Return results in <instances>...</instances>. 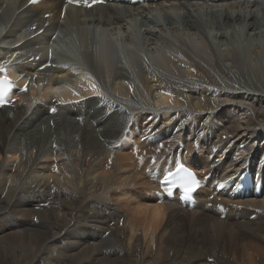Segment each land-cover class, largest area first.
<instances>
[{"label":"bare ground","instance_id":"1","mask_svg":"<svg viewBox=\"0 0 264 264\" xmlns=\"http://www.w3.org/2000/svg\"><path fill=\"white\" fill-rule=\"evenodd\" d=\"M29 1L0 0V65L31 84L0 109V264H264V190L211 187L246 166L264 179V0L63 18ZM226 106L257 109L240 127ZM178 157L212 172L193 209L153 192Z\"/></svg>","mask_w":264,"mask_h":264},{"label":"rangeland","instance_id":"2","mask_svg":"<svg viewBox=\"0 0 264 264\" xmlns=\"http://www.w3.org/2000/svg\"><path fill=\"white\" fill-rule=\"evenodd\" d=\"M194 93H196V95H199V93H200V90H198V91H196L195 92V90L193 91ZM225 100L226 99V97H221L220 98V100L221 101H223V100ZM238 100H240V99H237V101ZM237 101H229V98H227V102H237ZM243 102H247V103H249V107H251L252 108V104L250 103V102H248V101H246V100H244ZM235 105V104H234ZM222 108V107H221ZM219 109V108H218ZM255 109V110H254ZM256 109H257V107L256 108H254L253 107V109L252 110H250V109H246V107L245 108H236L235 110H233V109H231V108H229V107H225L224 109H223V114L224 115H222V117L220 118L221 120L220 121H222L221 123H225V122H227V116H231V115H233V118H234V125H239L240 127L242 126V127H245L246 126V120H247V115H249L250 113L252 114V115H255V111H256ZM221 110V109H220ZM234 111V112H233ZM226 116V117H225ZM223 118V119H222ZM245 120V121H244ZM220 121H219V123H220ZM224 121V122H223ZM233 120H231L230 121V123L232 124L233 122H232ZM244 122V123H243ZM230 123H226V126L228 127V126H230ZM251 129H253V126L251 127ZM258 132L261 134V138L259 137V139H256V141H255V143L253 144V149H256L258 146H260L261 148L264 146V135H263V130H262V128L260 127V129H258ZM246 137L248 138V146H246L247 148H249V145L250 146H252V144H251V138H249V135H247V133H246ZM236 139V138H235ZM245 145V144H244ZM262 200V199H261ZM260 213H261V210H260ZM203 217H204V214H203ZM184 237V236H183ZM247 240V239H246ZM89 243L88 242H86V245H88ZM90 244H91V242H90ZM184 247H185V245H184ZM43 248H44V246L42 247V250H43ZM170 254H171V252H170ZM176 264V263H175Z\"/></svg>","mask_w":264,"mask_h":264},{"label":"snow or ice","instance_id":"3","mask_svg":"<svg viewBox=\"0 0 264 264\" xmlns=\"http://www.w3.org/2000/svg\"><path fill=\"white\" fill-rule=\"evenodd\" d=\"M54 111V110H53ZM194 182V181H193ZM185 194L187 195L188 193L192 192L193 189L191 187H185Z\"/></svg>","mask_w":264,"mask_h":264}]
</instances>
